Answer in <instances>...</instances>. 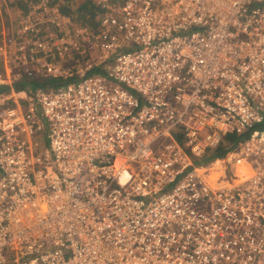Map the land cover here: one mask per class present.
<instances>
[{
	"label": "built area",
	"instance_id": "1",
	"mask_svg": "<svg viewBox=\"0 0 264 264\" xmlns=\"http://www.w3.org/2000/svg\"><path fill=\"white\" fill-rule=\"evenodd\" d=\"M59 2L0 41V87L76 78L0 93V264H264V0H96L93 33Z\"/></svg>",
	"mask_w": 264,
	"mask_h": 264
},
{
	"label": "trees",
	"instance_id": "2",
	"mask_svg": "<svg viewBox=\"0 0 264 264\" xmlns=\"http://www.w3.org/2000/svg\"><path fill=\"white\" fill-rule=\"evenodd\" d=\"M39 0H19L18 6L23 7L26 11L30 6ZM63 1L62 9L66 14H69L73 22L82 29H87L90 33L100 32L102 30L101 19L103 11L96 4V0H60ZM1 30V27H0ZM90 74L102 73L99 69H94L89 72ZM76 81V78L63 80L55 79L53 77H47L43 74L24 75L22 80L16 83L14 91L16 93H26L32 95L35 90L39 88L43 89H56L61 86L70 84ZM11 89V87H0V93H4ZM257 130H263L264 124L256 128ZM250 137V134L238 136L235 134L227 135L221 145L212 151H208L207 155L201 159L195 161L196 165L209 166L211 162L222 159L226 154L236 147L244 140Z\"/></svg>",
	"mask_w": 264,
	"mask_h": 264
},
{
	"label": "rangeland",
	"instance_id": "3",
	"mask_svg": "<svg viewBox=\"0 0 264 264\" xmlns=\"http://www.w3.org/2000/svg\"><path fill=\"white\" fill-rule=\"evenodd\" d=\"M2 1L5 2L4 0H2ZM7 2H8V0H7ZM60 2H59V4H62L63 3V1H60ZM1 3L2 2H0V5H1ZM14 14H15V11L13 9H8L7 11L4 10L3 13L0 14V27H1L0 33H2L1 31H2V29H4L3 26H6V25H2L3 24V20H5V22H6L7 21L6 16L7 17L10 16L9 17L10 20L13 18V21H14ZM75 26H76V28L80 29V27H78L76 24H75ZM19 31H20L19 28L15 27V26L14 27L10 26L9 30L6 29L5 32H4V33H6L5 34V38L8 40V44L10 45L9 46V49H10V51L12 53L15 51L16 46L14 45V41L13 40L11 41L9 39L8 35H9V33H11V34H15V35L18 36ZM18 41L19 40H17V42ZM210 164H214V165L212 166L213 168H211L209 170L208 180H209V182L212 185L216 186V181L219 179L220 175H222V169L225 168V163L223 162V160L222 161H218V162H217V160H215V161L211 162ZM236 172H237V175L238 176H240V177L244 176L243 177L244 180H246L247 178H249V177L252 176V170H250L249 165H246V163L244 161H242L241 163H239V165L237 166Z\"/></svg>",
	"mask_w": 264,
	"mask_h": 264
},
{
	"label": "crops",
	"instance_id": "4",
	"mask_svg": "<svg viewBox=\"0 0 264 264\" xmlns=\"http://www.w3.org/2000/svg\"><path fill=\"white\" fill-rule=\"evenodd\" d=\"M4 1L5 2L0 0V2H2L1 5H0V14H2L4 10L7 11L8 9H13L15 11V14H14V21H13V18L10 20V18H9L10 16L9 17L6 16V19H7L6 22H5V20H3V24L2 25H6V26H3L4 29H2V31H1L2 33H0V40L3 37H5L6 33H4V32H5L6 29L9 30L10 26H12V27L15 26V27L19 28L20 22L23 19L24 13L26 11L23 7L18 6L19 3H17V1H19V0H8V2H7V0H4ZM8 37H9L10 40H13V41L14 40H16V41L19 40V37L17 35H15V34L9 33ZM4 94L7 97L11 98L10 102L18 103V98H19L18 95L19 94H17L14 91V87H11V89H9L8 91L4 92Z\"/></svg>",
	"mask_w": 264,
	"mask_h": 264
},
{
	"label": "bare ground",
	"instance_id": "5",
	"mask_svg": "<svg viewBox=\"0 0 264 264\" xmlns=\"http://www.w3.org/2000/svg\"><path fill=\"white\" fill-rule=\"evenodd\" d=\"M249 165V167H250V164H248ZM250 170H252V168L250 167ZM252 175H254V173H253V171H252ZM250 178V177H249ZM248 179V178H247ZM209 181V180H208Z\"/></svg>",
	"mask_w": 264,
	"mask_h": 264
}]
</instances>
